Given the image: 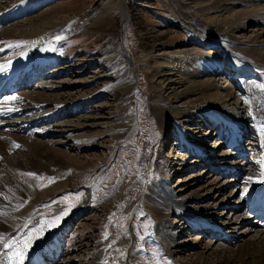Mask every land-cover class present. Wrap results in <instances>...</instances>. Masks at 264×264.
Here are the masks:
<instances>
[{
	"label": "rangeland",
	"instance_id": "374dc122",
	"mask_svg": "<svg viewBox=\"0 0 264 264\" xmlns=\"http://www.w3.org/2000/svg\"><path fill=\"white\" fill-rule=\"evenodd\" d=\"M101 1L27 0V15L24 19H32L36 24L49 19L53 26H57L54 28L56 32L59 23H62V27L71 26L87 12L97 10ZM12 4L0 0V11L4 12ZM125 4L128 19L125 13L120 12L111 29L112 33L91 25L86 33L71 32L58 40L54 52L55 63L40 73L38 81L36 78V85L39 86L55 80L52 77L57 72L65 71L67 75H59L58 81L80 78L86 82L81 92L91 95L83 100L77 111L72 106L65 107L67 120L74 124H86L85 130L89 136L76 140L67 139L61 133L36 137L38 143L44 141L53 151L59 152V155L54 152L56 155L51 159L54 163L51 162L49 168L42 167L40 161L44 159L36 156L27 144L21 148L24 154L34 156L36 171L28 169L27 173L35 174L34 181L46 193L45 198L32 206L31 211L28 207L32 200L27 195L20 197L21 204H17L16 211H9L5 206L6 212L20 214L19 218L23 221L10 234L5 233V243L11 246L24 234L36 231L37 245L31 250L36 253L34 258H39L37 263L41 259L47 260L44 255L47 251L43 250L48 249L52 233L61 229L67 219H72L79 212L82 217L72 219L73 225L68 220L66 224L70 226L67 230L62 229V233H65L64 236L62 234V241H59L63 244L62 256L52 264H180L179 258L197 260L198 254L209 241L214 244L213 250H219L221 256L224 247L235 250L240 241L248 240L255 232L256 226L251 224L252 216L249 221L235 218L238 213L249 216L243 199L248 187L242 182H235L243 178L248 168L243 170L241 165L235 164L241 161L231 157L230 154L235 150L228 145L227 135L222 128L216 123L213 127L211 124L204 125L200 130L192 125L182 130L177 123L161 121L152 103L157 94V83L166 80L162 77L164 72L160 64L168 61L170 53L177 51L178 47H199L204 40L202 27L183 15L174 0H125ZM101 12L91 16L88 21L81 20L84 28L93 24ZM226 43L230 50L214 41L206 45L205 52L224 61L232 52L248 48L246 44H233L231 40ZM114 46L120 47V60H132L136 73L130 85H111L118 83L115 81L118 74L126 72L122 66H110L107 53ZM214 80L219 84H231L235 87L236 97L248 100L246 92L236 86L234 71L227 63L214 74ZM105 88L104 92H100ZM235 105L241 106V103L235 100ZM241 110L246 131L253 130L254 123L249 113ZM184 138H189L190 144L202 145L203 153L183 158V149L187 147ZM257 145V138L246 132L239 147L248 150L251 155L259 153ZM225 164L235 169L224 175L219 174ZM52 178L55 182L50 183ZM216 178L218 183L211 189L209 183ZM6 181L8 205L14 201L15 193H23L31 184L22 170L13 172L10 180ZM161 183L178 197L181 194L191 196L208 193L204 202L216 204L215 209L209 212L217 215L213 219L234 223V232L231 235L226 233L229 240L225 237L224 240L219 239L218 234L209 236L204 232V241L197 247L194 242L196 233L187 230V224L183 220L179 222V216L172 213L169 220L176 225L174 227H179L176 228L180 232L178 241L190 240L191 245L174 257L165 251L155 240L161 209L150 199L155 187L164 188ZM53 186L57 187V192L53 191ZM221 200L224 202L220 204ZM57 217L60 219L57 220ZM53 222L54 226L49 227ZM11 223L12 226L6 225L8 230L14 226V222ZM4 224L0 219V228L3 229ZM242 224V228L249 227L252 230L250 235L238 234ZM2 229L0 235L5 232ZM211 258L215 259L214 256ZM34 261L33 256L24 260L27 264Z\"/></svg>",
	"mask_w": 264,
	"mask_h": 264
},
{
	"label": "bare ground",
	"instance_id": "6f19581e",
	"mask_svg": "<svg viewBox=\"0 0 264 264\" xmlns=\"http://www.w3.org/2000/svg\"><path fill=\"white\" fill-rule=\"evenodd\" d=\"M5 1L13 3V6L4 12L0 11V66H7L0 71V212H5L0 213V219L5 222L3 229L0 228L5 230L0 235V264H16L17 258L13 256V253L24 250V241L31 236V247L24 250V260L27 261L35 253L32 250L37 245L38 234L36 231L33 233L31 231V234H24L14 244L5 247L7 236L5 233L10 234V231L19 227L23 222L19 218L20 214L6 212L5 206L9 211H16L17 204H21L20 197L27 195L32 200L28 207L31 208L29 210L31 211L32 206L34 207L38 201L43 200L46 193L45 190H40L33 176L27 175L31 181L30 187L26 188L23 193H15L14 201H11L9 205L6 202L8 194L6 180H10L13 172L22 170L27 174V171H36L37 168L34 156L24 154L22 146L27 144L36 156L44 159L40 161L42 167L49 168L52 165L51 162L54 163L51 159L59 152L53 151L44 141L38 143L37 136L48 137L61 133L70 140L89 136L85 130L87 125L74 124L73 121L67 120L65 112L67 111L65 110L66 106H72V109L77 111L83 100L91 96L90 93L81 92V87H84L86 82L80 78L58 81L59 75H67L65 71L57 72L52 77L55 80H50L45 84L38 86L36 82L40 73L56 61L54 52L56 44L59 42L56 37L62 39L67 34L76 31L86 33L90 30L91 25H95L98 30L112 33L111 29L120 12L125 13V18L128 19V8L125 0H102L97 5V10L93 9L87 12L84 17L73 22L71 26L62 27V23H59V28L54 32V28L57 26H53L49 19H44L38 24L33 23L32 19H24L27 15V0ZM174 2L183 15L188 16L196 25L202 27L204 40L199 47L197 46L198 48L181 49L178 47L177 51L170 53L168 61L160 64L161 71L164 72L162 77H165L166 80H159L156 85L157 94L152 99L154 110L161 121L177 123L182 130L189 128L190 125L200 130L204 125L211 124L213 127L216 123L218 127L222 128L223 133L227 135L228 145L235 150L233 154H230L231 157L241 161L235 164L241 165L240 168L243 170L248 168L243 178H239L235 182H242L248 187L247 192L250 194H245L243 199L246 202L249 216L246 217L238 213V215L235 214V218L249 221L252 216L251 224L256 226L254 234L248 240L240 241L241 243L235 250L224 247V254L219 256V250H213L212 245L214 244L209 241L198 254L197 260L191 258L188 261L179 258V263L264 264V184L258 182L264 180V175H261L264 173V40L262 39L264 34V0H174ZM100 11L103 13L101 12L93 24L84 28L81 20L88 21L92 18L91 16ZM3 26L5 27L3 28ZM227 40H231L233 44H246L248 48L244 47L245 50L242 48L241 52H232L233 54L226 56L224 61L208 55L207 51L205 52L206 45L212 44L214 41L230 50L226 43ZM120 53L118 46L111 47L107 53L110 57V66L113 68L122 66L126 69L124 74L117 75L115 81L118 83H112V86L130 85L135 78L136 72L131 64L132 60L130 58L120 60ZM225 63L230 65L234 71L236 86L246 92L248 100H245V97H236L235 87L231 84L227 82L219 84L214 80V74L222 70ZM67 89L69 91L65 92ZM72 90L75 91L72 92ZM104 90L106 88L100 92H104ZM12 97H16V99L13 100ZM235 100L241 103V106L235 105ZM9 108L12 111H7ZM241 109L249 113L248 115L254 123L251 132L246 131L247 126ZM246 132L252 133L257 138L258 154L249 155L248 150L239 147L242 136L244 137ZM184 139V144L187 147L183 149V158L203 153L202 145L190 144L189 138ZM14 153L15 155L12 156ZM234 169L235 167L225 164L219 174L224 175ZM217 178L211 181L210 185L208 184L212 187L211 189L218 183ZM161 185L164 188L155 187L150 198L151 202L161 209L155 240L171 256L179 255L191 245L190 240L178 241L177 237L180 232L176 228L179 227H174L176 225L169 220L172 213L179 216V222L183 220V223L187 224V230L196 233L194 242L197 247H200L204 241L206 236L204 232H207L209 236L213 233L218 234L219 239L224 240L223 237H225L226 240H229L228 235L234 232V223L213 219L217 215L209 212L215 209L216 204L204 202L208 193L191 196L181 194V197H178L164 183ZM225 187L224 185V189ZM52 189L54 191L57 187L53 186ZM55 192L57 191L55 190ZM236 201L234 200V203ZM223 202L221 200L219 203ZM205 212L209 214H205ZM11 221L14 222V226L8 230L6 225L12 224ZM69 226L66 224L63 229L67 230ZM243 226L244 224L238 234L250 235L252 230L249 227L242 228ZM59 241V235L51 236L48 249L43 250V252L47 251V254H44L47 260L41 259V262L37 263L39 258H34L35 261L32 264L56 262L60 255L62 256V242ZM229 253L230 255H228ZM211 256H214L215 259L212 260ZM23 264L27 263L23 262Z\"/></svg>",
	"mask_w": 264,
	"mask_h": 264
},
{
	"label": "snow or ice",
	"instance_id": "6c2138e0",
	"mask_svg": "<svg viewBox=\"0 0 264 264\" xmlns=\"http://www.w3.org/2000/svg\"><path fill=\"white\" fill-rule=\"evenodd\" d=\"M56 39L59 40V39H61V37H56ZM17 46H19V45H17ZM5 67H7V66H0V71L4 70ZM11 99L14 100V99H16V97H12ZM7 111H12V109L9 108V109H7ZM16 147H19V145H16ZM26 175L35 176L34 173H27ZM261 175H264V173H262ZM249 180L251 181V178H249ZM51 182H55L54 178L50 179V183ZM258 182L264 184V180H261V181H258ZM246 194L249 195L250 193H248L247 190H246ZM56 219L58 220V219H60V217H57ZM54 224H55V222L49 224L48 226L49 227H53ZM40 231L43 232V228H41ZM105 238H107V236ZM31 242H32V237L29 236L28 239L24 241L23 249L26 250L27 248L31 247ZM4 246L5 247H9V245H7L6 243H5ZM24 250L16 251V252L13 253V256H15L17 258L16 264H23L24 256H25V251Z\"/></svg>",
	"mask_w": 264,
	"mask_h": 264
}]
</instances>
